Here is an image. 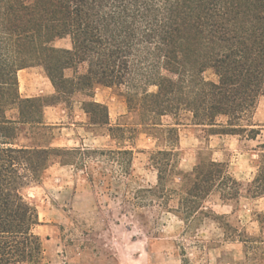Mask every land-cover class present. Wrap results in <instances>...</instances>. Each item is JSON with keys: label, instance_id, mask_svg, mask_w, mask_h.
<instances>
[{"label": "trees", "instance_id": "obj_1", "mask_svg": "<svg viewBox=\"0 0 264 264\" xmlns=\"http://www.w3.org/2000/svg\"><path fill=\"white\" fill-rule=\"evenodd\" d=\"M67 38L71 49L55 46ZM37 67L55 94L23 98L19 72ZM209 71L217 82L205 78ZM98 88L118 90L137 123L113 126L109 108L95 101ZM76 95L89 99L82 104L89 127L112 141L150 133L165 144L151 157L157 185L146 192L168 198L167 210L185 224L205 215L215 193L225 203L264 197V144L247 188L209 157L184 173L178 152L183 126L253 141L261 135L251 120L264 98V0H0V264H46L43 223L26 191L52 166L121 157L130 175L131 150L42 145L52 130L45 110ZM246 243L259 251L258 241Z\"/></svg>", "mask_w": 264, "mask_h": 264}, {"label": "rangeland", "instance_id": "obj_2", "mask_svg": "<svg viewBox=\"0 0 264 264\" xmlns=\"http://www.w3.org/2000/svg\"><path fill=\"white\" fill-rule=\"evenodd\" d=\"M55 46L72 48L69 38ZM66 76L72 77L73 71ZM205 78L218 81L211 71ZM19 82L23 98L54 95L46 91L49 82L43 68L24 70ZM156 90L150 88V92ZM88 100L76 95L69 104L47 108L44 121L52 130L42 145L131 150L130 175L124 174L121 157L86 159L77 167L52 166L40 185L26 191L43 223L38 233L46 249V264H264V197L225 203L215 193L205 204V215L185 224L167 210L168 198L146 192L157 185L151 157L166 148L165 144L150 133H138L131 141H112L107 132L89 127L82 109ZM95 101L109 108L113 126L131 128L137 123L118 90L98 88ZM163 122L174 123L171 118ZM251 124L261 131L256 141L180 127V169L191 173L201 157H209L224 163L230 175L247 188L258 171V147L264 144V98L259 100ZM169 204L175 207L177 200ZM247 241H258L259 251L251 252Z\"/></svg>", "mask_w": 264, "mask_h": 264}, {"label": "crops", "instance_id": "obj_3", "mask_svg": "<svg viewBox=\"0 0 264 264\" xmlns=\"http://www.w3.org/2000/svg\"><path fill=\"white\" fill-rule=\"evenodd\" d=\"M23 71H21V72H23ZM21 72H19V74H21ZM47 80H48L49 83H47V85H46V91L48 92V94H51V95L55 94V89H54L52 83L50 82V80L48 78H47ZM25 98H31V97L27 96Z\"/></svg>", "mask_w": 264, "mask_h": 264}]
</instances>
